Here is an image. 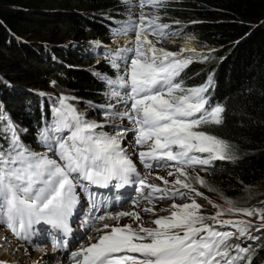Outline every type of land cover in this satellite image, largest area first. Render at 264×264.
Returning a JSON list of instances; mask_svg holds the SVG:
<instances>
[{"label":"snow or ice","instance_id":"6c2138e0","mask_svg":"<svg viewBox=\"0 0 264 264\" xmlns=\"http://www.w3.org/2000/svg\"><path fill=\"white\" fill-rule=\"evenodd\" d=\"M164 0H139L141 7L145 3L158 7ZM145 16L139 21H131L115 35L126 34L135 30L136 38L132 48H120L110 51L107 58L117 70L116 79L107 78L110 98L118 99L124 110L113 112L112 105H107L105 117L109 115L127 119L132 123L131 131L135 134L136 145L146 147L138 156L148 169L166 167L167 162H176L179 174L170 191L149 184L146 177L140 176L126 149L121 147L120 137L127 129L115 136L97 129L104 125L84 119L68 101L61 97L59 107L54 109V126L41 132V140L49 151H55L59 160L50 158L47 153L30 151L19 139L14 126L9 121L12 132L10 146L0 151V224H3L18 238L28 240L32 227L41 221L60 229L67 235L71 229L68 224L75 206L79 203L77 188L95 203L96 193L88 191L90 185L107 187L112 180L120 183L117 187L132 182V176L138 177L141 191L151 190L146 199L183 197L180 189L196 190L187 182L186 168L195 165H208L213 160L233 159L230 145L213 135L196 129L206 124H222L224 108L211 106L205 95L212 84L211 76L205 85L185 87L177 78L189 65L191 58H182L180 53L157 48L144 36ZM160 17L147 20L152 34L165 37L167 24L158 23ZM178 23V22H177ZM171 35H176L172 33ZM194 51V50H193ZM131 56V58H130ZM124 68L121 74V63ZM55 83V82H53ZM0 119H6L0 114ZM68 131L67 136H49V132ZM176 149V150H174ZM193 153H207L202 159ZM174 173L169 172V175ZM182 176L185 179H180ZM164 185L169 181L162 177ZM196 180L201 186L206 182L199 176ZM81 181L87 182L81 183ZM179 186L176 188L175 186ZM159 194V195H154ZM196 195L202 193L196 192ZM135 203V202H134ZM228 207L219 205L214 215H205L201 205L195 200L191 203L173 204L169 215L143 223L133 228L131 224L110 226L105 224L94 243L87 247L80 245L70 253L72 264H240L248 248L230 241L239 233L250 235L253 225L250 221L222 220L221 216L230 213L255 216L264 221V209L236 208L234 202L226 201ZM154 213V208L144 209ZM132 216L141 219L138 213L120 212L115 215L97 216V220L116 219ZM211 222V223H209ZM219 227H234L232 231H220ZM111 229L104 231V229ZM264 224L256 228L260 231ZM92 240V237H88ZM54 247H65L66 241L56 240ZM251 264V260L247 261Z\"/></svg>","mask_w":264,"mask_h":264},{"label":"trees","instance_id":"16d2710c","mask_svg":"<svg viewBox=\"0 0 264 264\" xmlns=\"http://www.w3.org/2000/svg\"><path fill=\"white\" fill-rule=\"evenodd\" d=\"M123 10V0H0V114L6 117L0 119V151L11 144L10 121L20 141L37 153L41 132L55 122L61 97L75 98L68 102L85 120H104L106 106L115 99L106 95L107 78L116 79L117 72L108 52L93 66L99 55L89 42L120 30L116 23ZM153 14L181 35L197 37L201 49L224 46L180 73L185 87L205 85L211 76L205 95L226 107L223 123L198 130L227 141L234 157L215 162L205 186L192 183L215 200L202 213L214 215V205L226 208L227 200L250 209L261 198L263 208L264 0H166ZM163 46L178 48L168 42ZM239 216L245 215L220 219ZM252 232L256 238L246 243L249 252L240 264L249 259L264 264V231ZM240 238L248 236L236 233L230 243L240 245Z\"/></svg>","mask_w":264,"mask_h":264},{"label":"rangeland","instance_id":"374dc122","mask_svg":"<svg viewBox=\"0 0 264 264\" xmlns=\"http://www.w3.org/2000/svg\"><path fill=\"white\" fill-rule=\"evenodd\" d=\"M123 3H124V5H126L127 6V9L128 10H132L134 7L132 6V4L130 3V2H128V0H124L123 1ZM142 9H147V10H149V11H146L145 13H144V16L145 17H149V13H150V15L152 16V14H153V12H154V10H153V8H155V7H153V6H151V5H149V4H147V3H145V5L143 6V7H141ZM166 30L167 29H165V32H166ZM178 39V38H177ZM187 39H191V40H193V43L194 44H196V41H198V38H196L195 36H192V35H184V38H183V40H187ZM103 41V43L108 47V50H111L112 51V47H111V45L114 43V41L113 40H111L110 38H106V39H102ZM100 41V40H99ZM161 43L162 42H158V44H159V46H161ZM170 43V42H169ZM180 43L182 44L183 42L182 41H180ZM90 44H92V42H90ZM172 44H175V43H172ZM179 44V43H178ZM81 46L82 47H85V45L84 44H81ZM180 46V45H179ZM195 46H197V45H195ZM92 47L94 48V50L96 51V52H98L99 50V48L96 46V45H93L92 44ZM224 48V46H220V47H212L211 49H201V48H199V47H197V52L195 53V55L191 58V60L192 61H199V60H201L204 56H206V55H212V54H214L215 52H217L218 50H221V49H223ZM105 50H107L106 48H104ZM105 50H103V51H105ZM107 50V51H108ZM184 50H186V49H184ZM183 50V51H184ZM130 58H131V56H130ZM189 58H190V56H189ZM121 63V67L122 68H124V65H123V63L122 62H120ZM96 64H98V63H96ZM95 63H94V65L93 66H95L96 65ZM89 108H87L86 110H88ZM51 133H53V132H51ZM51 133H49V136H51ZM54 135L56 136V134L54 133ZM230 152H231V148H230ZM187 172H188V178H187V182L188 183H190L191 185H192V187L196 190L195 192H192V191H189V190H187V192H186V194L180 199V200H176V201H169V203L168 202H166V203H164V204H162V208L163 209H170L171 208V206L173 205V204H184V203H191L193 200H195V202L197 203V204H199V205H201V208H211L212 209V206H213V204L215 203V200L213 199V198H211V197H209L208 195H206V193L205 192H203V190H201V189H199V188H196V187H194V184H192L193 182H195V181H197L196 180V177L197 176H199L201 179H205L206 178V175L209 173V172H206V171H204L203 169H185ZM178 176H179V174L177 173V172H175L173 175H169V174H166V175H164V174H159V175H157V177H162L163 179H166V180H168L169 181V183H173L174 184V182H175V180L178 178ZM180 179H185L184 177H182V176H180L179 177ZM155 181L156 182H158V183H160V184H162V185H164V183H163V180L162 179H155ZM198 182V181H197ZM196 185H199L200 186V184L199 183H197ZM196 192H199V193H202V195H196ZM261 199V198H260ZM260 199L259 200H257L256 201V203L255 204H257V206H255V208H261V209H264V207L262 208V207H260V206H258V201H260ZM252 199H250V201H251ZM263 201V200H262ZM224 204V203H223ZM223 204L221 203L220 204V206L222 207L223 206ZM167 215H169V212L168 211H164V213L163 214H161V217H164V216H167ZM242 215V214H241ZM235 218H238V219H240V220H245V221H250L251 222V224L253 225V227H252V229H251V231H253L252 233H261V232H263L264 231V228H261L260 229V231H256V228H258V227H260V225L261 224H264V221H261V220H259L257 217H249V216H239V217H222V220H229V219H235ZM143 220H145V221H152V220H154L155 218H153V217H149V216H146V217H143L142 218ZM140 223H142V220H139V221H137L136 220V223H135V225H138V224H140ZM210 223V222H209ZM230 228V227H229ZM247 240H248V238H247ZM243 242H245L244 241V239L242 240ZM8 250H10V251H12V252H10V251H8L7 252V254L10 256L11 255V258H13V257H15L16 259H19V257H21V262H23V263H21V264H26V263H34L35 261H37L38 260V258L36 257V255H39V254H33V255H31V256H26L29 252H27V253H25V251H20V252H22V255H20L19 253H15L16 252V248H15V246L14 247H11V248H7ZM24 254V255H23ZM26 254V255H25ZM14 255V256H13ZM13 256V257H12ZM29 257V258H28ZM23 259V260H22ZM25 259V260H24ZM13 260H14V258H13Z\"/></svg>","mask_w":264,"mask_h":264},{"label":"bare ground","instance_id":"6f19581e","mask_svg":"<svg viewBox=\"0 0 264 264\" xmlns=\"http://www.w3.org/2000/svg\"><path fill=\"white\" fill-rule=\"evenodd\" d=\"M146 38H147V40H149V41H151L150 39H149V37L148 36H145ZM133 42H134V40L132 39V38H125V39H121V40H119V41H114V46H115V44H117L118 46H120V47H133L134 46V44H133ZM152 42V41H151ZM94 45H96L98 48H101V47H107L106 45H104V43L103 42H99L98 43V41H96V42H92ZM196 44H194L193 43V40H191V39H187L186 41H184L183 43H182V48L180 49L181 50V57H182V55L183 54H186V53H190V52H196L197 51V46H195ZM184 49H186V50H184ZM184 50V51H183ZM194 50V51H193ZM84 114V113H83ZM121 195H128V193H122ZM169 203V202H168ZM147 221H145V220H142V223H146ZM135 223H136V220L135 221H133V222H131L130 224L132 225V226H136L135 225ZM24 255V254H23ZM26 255V254H25ZM41 254H39V255H36V257L38 258V260L37 261H35V262H38L39 261V264H45L46 263V261H47V256H45V257H42V256H40ZM9 256V255H8ZM29 258V257H28ZM51 258V257H50ZM23 260V259H22ZM25 260V259H24ZM43 262H45V263H43Z\"/></svg>","mask_w":264,"mask_h":264},{"label":"clouds","instance_id":"9594fccd","mask_svg":"<svg viewBox=\"0 0 264 264\" xmlns=\"http://www.w3.org/2000/svg\"><path fill=\"white\" fill-rule=\"evenodd\" d=\"M124 11V10H123ZM145 12H142L141 14H144ZM155 16V15H154ZM184 38V34H180V35H178V39H183ZM197 38V37H196ZM176 39V38H175ZM179 42V41H178ZM165 42L163 41L162 43H161V46H159V44H157V48H163V49H165V50H168L167 48H165L164 46H163V44H164ZM169 43V42H168ZM170 44H172L171 42H170ZM174 45H178V48H179V44L178 43H175ZM196 45H197V47H198V44H197V41H196ZM177 48V49H178ZM204 50V49H203ZM168 51H171V50H168ZM171 52H173V51H171ZM209 98V105H211V106H216V105H221V106H224L222 103H218V104H215L214 102H213V99L211 100L210 99V97H208Z\"/></svg>","mask_w":264,"mask_h":264}]
</instances>
